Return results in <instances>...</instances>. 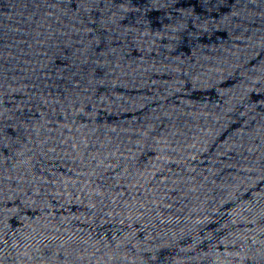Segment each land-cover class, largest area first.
<instances>
[{
    "label": "water",
    "instance_id": "obj_1",
    "mask_svg": "<svg viewBox=\"0 0 264 264\" xmlns=\"http://www.w3.org/2000/svg\"><path fill=\"white\" fill-rule=\"evenodd\" d=\"M0 264H264V0H0Z\"/></svg>",
    "mask_w": 264,
    "mask_h": 264
}]
</instances>
